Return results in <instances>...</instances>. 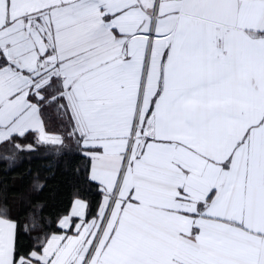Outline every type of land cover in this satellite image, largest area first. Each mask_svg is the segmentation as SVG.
Instances as JSON below:
<instances>
[{"label":"snow or ice","instance_id":"6c2138e0","mask_svg":"<svg viewBox=\"0 0 264 264\" xmlns=\"http://www.w3.org/2000/svg\"><path fill=\"white\" fill-rule=\"evenodd\" d=\"M0 264H264V0H0Z\"/></svg>","mask_w":264,"mask_h":264}]
</instances>
